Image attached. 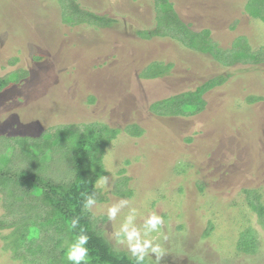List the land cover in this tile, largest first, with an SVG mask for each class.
Instances as JSON below:
<instances>
[{"label": "rangeland", "instance_id": "obj_1", "mask_svg": "<svg viewBox=\"0 0 264 264\" xmlns=\"http://www.w3.org/2000/svg\"><path fill=\"white\" fill-rule=\"evenodd\" d=\"M76 1L94 17L75 10V0H0V77L28 74L0 94V154L38 152L39 135L43 145L66 142L72 151L90 126H107L118 134L108 146L111 130L102 134L103 169L92 171L106 174L90 209L97 222L106 220L115 251L133 258L119 242L121 226L133 216L129 228L143 232L155 213L164 223L148 238L160 247L159 264H264V63L224 66L199 38L174 41L185 26L157 18L156 6L166 20V0ZM247 1L169 0L191 31L209 29L225 49L246 37L254 57L264 21L262 12L250 17ZM80 19L86 22H73ZM158 24L165 35L151 37ZM61 126L77 140L50 132ZM20 137L30 149L17 144ZM63 148L55 145V158L34 154L28 172L69 177ZM4 202L0 192L1 221L11 211ZM112 205L120 208L114 220ZM15 229H0V264L21 262L8 246L19 243ZM143 264H156V254Z\"/></svg>", "mask_w": 264, "mask_h": 264}, {"label": "trees", "instance_id": "obj_2", "mask_svg": "<svg viewBox=\"0 0 264 264\" xmlns=\"http://www.w3.org/2000/svg\"><path fill=\"white\" fill-rule=\"evenodd\" d=\"M165 2L168 3V8L166 9L167 15L164 17L165 21H162L160 12H158L155 4L158 13L157 18H159L160 22H169L176 26L182 24L185 26L173 38L175 39L174 41L180 40L192 45L197 43L196 41L199 38L203 41V45L206 46V48L204 47L205 52L210 53L211 51L212 53L210 54L213 58L224 66L264 63V44L259 47L258 54L254 57L250 55L252 53V44L250 41L248 43L246 37L241 38L240 36L235 42L231 43L230 48L228 47L229 49H225V47H221V43L213 40L209 29L201 32L191 31L189 29L190 26L181 21L178 12L174 9V4L169 2V0ZM254 6H259V8H256V12L251 10V8L254 9ZM73 7L81 13L85 12L88 16L94 17L91 15L94 12L86 11L76 0ZM245 9L253 20L258 19L259 14L262 12L261 19L264 21V0H248L245 4ZM96 17L107 19L108 16L96 14ZM82 21L85 20L80 19L73 22L77 24V22ZM108 21L111 20L108 19ZM87 23L91 26H96L90 23V20ZM239 23L240 21H236L235 24H232L231 30H235ZM108 25L110 23H105V25H102V28H108ZM159 29L160 25L158 24L157 29L153 31L148 30L151 34L154 33L151 37L155 34L165 35V33L159 32ZM189 32H192L191 41H185L184 37H188ZM227 50H231L230 55H227ZM243 50L245 55L243 54ZM17 62L18 59L16 58L12 61L14 64ZM15 71L18 70H14L12 73ZM27 75L19 76L17 73H14L11 75V78L0 77V94L12 85H19L14 83H18L21 80L25 82ZM202 111L203 109H199L196 113L199 114ZM88 129V134H80L78 147L75 150L72 147V151L66 149L68 146H63L66 142L62 143L59 141L54 144L43 145V142L38 140L41 137L39 135L35 136L36 139L33 138L34 141H38L37 146L40 149L38 152L34 150L35 153H32L29 150L28 153L25 151V153L17 155L13 150L11 158H8L5 154H0V192L5 194L4 205L9 209L8 211L11 210L8 213L9 216L2 219V221L0 220V229L16 228L13 233L19 238V243L15 247L9 244L8 246L13 251V259L21 261L20 264H71L66 259L67 248L65 242L70 241L75 243L74 238L81 233V230L89 236L88 244L85 245L89 249V264H137L135 257L132 258L125 252H117L113 249L112 244L104 236L106 220L97 222L93 211L90 208L86 209L84 207L89 197L95 201H101V199L97 198L98 188H96V183L106 172L101 171L99 173L92 171V169H103L104 151L100 149L99 145L100 140L103 139L102 134L110 132L105 130H111L107 141L104 144L102 143L106 146L118 134L113 133V129H108L107 126L102 124H94ZM54 130L58 131V137L62 133H67L66 135L72 141L77 140V136L72 132L73 129L70 126H61L58 129L52 128L50 132H54ZM27 142L28 138L20 137L17 139V144H20V146L21 144H26L25 149H30V143ZM55 145L64 147L63 152L58 151V153L62 154V158H65L70 165L71 173L69 177L63 181H58L50 175L41 177L37 173L28 172V161L34 158V154L36 158L44 155L46 158H55L53 152ZM10 149L7 151H10ZM47 150L50 151V154ZM99 153H101V156H99ZM9 161H11V164L6 165V162ZM28 210H32L29 216ZM73 220H77L78 223L76 228L70 229V224ZM8 237L9 235L5 238ZM245 240L244 242L247 243V235H245Z\"/></svg>", "mask_w": 264, "mask_h": 264}, {"label": "clouds", "instance_id": "obj_3", "mask_svg": "<svg viewBox=\"0 0 264 264\" xmlns=\"http://www.w3.org/2000/svg\"><path fill=\"white\" fill-rule=\"evenodd\" d=\"M105 177L103 183H105ZM96 201L89 197L84 207L90 208ZM124 203V202H122ZM135 212V209H133ZM120 212V208L116 205H112L108 208V218L114 220L117 214ZM133 216H128L125 222L121 226V236L119 238L120 243H126L132 256L135 257L137 264H142L145 256L151 251L156 254V264H159L161 259L160 247L153 243L152 239H149L151 233L158 232L160 227L163 225L164 220L161 216L151 213L147 216L143 223V232L138 230L136 227L129 228ZM78 221L73 220L70 224V229H74L77 226ZM75 243H71L66 251V259L71 264H89V249L85 247L88 244L89 236L83 233L78 234L75 238Z\"/></svg>", "mask_w": 264, "mask_h": 264}, {"label": "crops", "instance_id": "obj_4", "mask_svg": "<svg viewBox=\"0 0 264 264\" xmlns=\"http://www.w3.org/2000/svg\"><path fill=\"white\" fill-rule=\"evenodd\" d=\"M218 84H220V83H218ZM208 94V93H207ZM207 101V100H206ZM208 102V101H207ZM175 118H186L185 116L183 117V116H180V117H175Z\"/></svg>", "mask_w": 264, "mask_h": 264}]
</instances>
